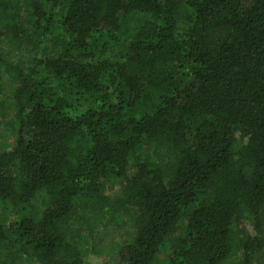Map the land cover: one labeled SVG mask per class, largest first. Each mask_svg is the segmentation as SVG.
I'll list each match as a JSON object with an SVG mask.
<instances>
[{"label":"trees","instance_id":"16d2710c","mask_svg":"<svg viewBox=\"0 0 264 264\" xmlns=\"http://www.w3.org/2000/svg\"><path fill=\"white\" fill-rule=\"evenodd\" d=\"M125 217L120 264H264V0H0V264Z\"/></svg>","mask_w":264,"mask_h":264},{"label":"rangeland","instance_id":"374dc122","mask_svg":"<svg viewBox=\"0 0 264 264\" xmlns=\"http://www.w3.org/2000/svg\"><path fill=\"white\" fill-rule=\"evenodd\" d=\"M11 116L12 112L8 111L7 117L10 118ZM235 136L238 140H245L240 137L239 133H236ZM3 140L11 143L13 142V137L6 134ZM244 225L252 236L256 235L255 228L250 219L245 220ZM131 229L128 217L124 218V222H120V226L111 224L107 226L105 218L97 220L93 227L92 238L89 241L90 247L94 248V251L88 254L91 264H98L103 261L108 262V264H120L117 250L119 245L131 235Z\"/></svg>","mask_w":264,"mask_h":264}]
</instances>
